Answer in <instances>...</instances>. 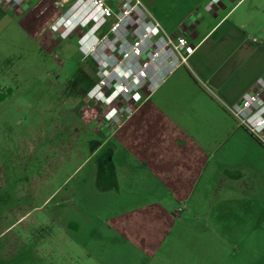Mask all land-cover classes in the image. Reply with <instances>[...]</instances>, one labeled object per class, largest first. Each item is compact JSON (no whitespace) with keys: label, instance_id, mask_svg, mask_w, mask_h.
Segmentation results:
<instances>
[{"label":"crops","instance_id":"1","mask_svg":"<svg viewBox=\"0 0 264 264\" xmlns=\"http://www.w3.org/2000/svg\"><path fill=\"white\" fill-rule=\"evenodd\" d=\"M104 1L114 10L124 2ZM141 1L188 60L139 93L117 128L98 132L104 139L95 149L106 151L94 168L96 200L105 202L102 226L113 258L103 261L107 253L96 257L78 245L98 264H176L177 222H196L201 255L215 229L202 225L203 213H245L251 220L264 213V146L228 111L256 90L258 79L264 82V0ZM33 4H0V40L26 26L27 16L33 24ZM224 242L231 249L246 240Z\"/></svg>","mask_w":264,"mask_h":264},{"label":"rangeland","instance_id":"2","mask_svg":"<svg viewBox=\"0 0 264 264\" xmlns=\"http://www.w3.org/2000/svg\"><path fill=\"white\" fill-rule=\"evenodd\" d=\"M33 1V24L27 16L26 26L0 40V264H98L78 247L113 258L94 174L105 161L106 149H95L104 139L98 132L106 125L105 105L86 96L99 81L98 67L79 52L80 30L62 39L50 29L75 0H42L43 11L41 0ZM251 216L203 213L202 225L215 229L205 235L201 255L196 222H177L176 264L187 255L193 264H264V213ZM229 238L246 242L230 249Z\"/></svg>","mask_w":264,"mask_h":264},{"label":"built area","instance_id":"3","mask_svg":"<svg viewBox=\"0 0 264 264\" xmlns=\"http://www.w3.org/2000/svg\"><path fill=\"white\" fill-rule=\"evenodd\" d=\"M24 0H0L20 5ZM107 27L106 32H102ZM62 39L81 31L77 43L84 57L97 63L99 81L87 98L105 105L103 122L119 126L134 111L132 101L143 88L151 92L168 74L187 64L188 55L141 0H124L112 9L104 0H75L51 25ZM151 73L158 74L151 81ZM228 106L237 123L264 146V82ZM178 208L176 213H180Z\"/></svg>","mask_w":264,"mask_h":264}]
</instances>
